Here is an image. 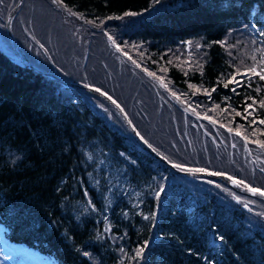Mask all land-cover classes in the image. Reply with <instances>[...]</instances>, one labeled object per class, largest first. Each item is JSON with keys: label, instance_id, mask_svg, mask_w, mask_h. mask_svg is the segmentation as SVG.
I'll return each instance as SVG.
<instances>
[{"label": "trees", "instance_id": "obj_1", "mask_svg": "<svg viewBox=\"0 0 264 264\" xmlns=\"http://www.w3.org/2000/svg\"><path fill=\"white\" fill-rule=\"evenodd\" d=\"M157 1L59 3L95 22L139 14L119 31L121 38L139 46L141 63L154 73L164 69L173 91L183 95L179 106L169 100L171 113L179 117L190 106L210 121L204 122L209 135L191 123L184 133L181 120L174 130L167 121L173 133L165 135L134 92L115 94L117 104L135 102L142 116L129 115L123 124L131 130L124 132L75 83L0 50V229L10 243L55 264H264V229L233 182L252 185L240 171L246 175L244 147L264 154V81L242 76L264 67V35L258 34L264 0H161L149 12ZM178 51L191 54V68L169 60ZM233 76L239 85L228 83ZM221 128L241 142L239 149L231 150Z\"/></svg>", "mask_w": 264, "mask_h": 264}, {"label": "rangeland", "instance_id": "obj_2", "mask_svg": "<svg viewBox=\"0 0 264 264\" xmlns=\"http://www.w3.org/2000/svg\"><path fill=\"white\" fill-rule=\"evenodd\" d=\"M165 1L159 0L153 3L149 12L162 6ZM139 16L130 13L95 22L84 20L57 0H0V50L14 61L27 62L37 70L75 83L88 96L90 102L105 114L109 122L121 126L123 122H129L127 120L129 115L136 118L138 116L142 120L139 111L134 110L133 106H136L134 101L129 108L128 100L120 99L121 104L113 103L116 93L119 96H125V93L130 96L134 92V96L140 94V98L145 99L146 104L142 109L159 129H161L159 123H163V128L167 129V121H170L174 130L181 120L184 122V133H189L188 125L191 123L196 128V132L201 127L203 134L209 135L204 122L210 123V121L203 115L202 117L198 115L195 110H191V107L185 103L187 109L181 110V116L177 117L175 112L171 113L173 106L169 100H173L171 102L179 106V102L184 101L183 95L173 91L164 69L154 73L141 63L139 46L128 44L121 38L119 31L122 27ZM250 30L253 34L259 32L253 26ZM258 34L261 35V31ZM117 41L122 44L119 45ZM173 58L181 62L184 70L191 68L190 53L187 52L185 57L181 52L179 55L172 54L169 60ZM244 73L246 72L242 74ZM133 85L137 88L129 90ZM97 88L100 89L99 92L95 91ZM190 110L194 117H191ZM146 113V118L149 119ZM123 125V131L130 132L131 128ZM166 129H164L165 135L173 133L170 128L168 131ZM221 129L228 134L231 150L239 149L241 142L236 140L229 130ZM151 135L159 140L162 146L167 144V140L161 135L155 132ZM217 138L219 141H224L222 137ZM221 146L225 148L224 144ZM249 149L244 147V151L248 154L243 159L246 175L240 168L241 175L244 182H252V185L248 186L258 183V189L264 191V154H259V148H254L255 152H250ZM246 186L241 184L243 192L247 194L243 200L244 207H250L255 212L258 216L255 217L256 222L264 229V207L261 206L260 209L257 207L264 202V196L251 193ZM255 196H260V199ZM40 257V260L33 258L35 264H54L51 259L41 255ZM0 264H31L24 253H12L5 248L1 231Z\"/></svg>", "mask_w": 264, "mask_h": 264}, {"label": "snow or ice", "instance_id": "obj_3", "mask_svg": "<svg viewBox=\"0 0 264 264\" xmlns=\"http://www.w3.org/2000/svg\"><path fill=\"white\" fill-rule=\"evenodd\" d=\"M57 2H59V0H57ZM261 35H264V32H261ZM262 61H264V57H262ZM248 73H252V75H254V76H258L259 79H260L261 81H264V67H261V68H260V71H257L256 67H250V68L247 70V72L244 73V75H247ZM150 75H154V74L150 73ZM228 83H235V84H238V85H239V84H240V81H237V80L235 79V76H233V77L231 78V80H229ZM228 83H226L224 86H225V87H228ZM95 91L99 92L100 89L97 88V89H95ZM213 91H215V89H213ZM232 91L235 92L236 89L233 88ZM102 95H107V93H102ZM173 95H175V93H173ZM108 98L111 99V97H108ZM113 103H115V101H113ZM247 107H248V108H251L252 106H251V105H248ZM260 107H261V108H264V100H261V101H260ZM236 114H237V115H241V113H239V112L236 113ZM248 115H251V112H248ZM244 118L247 119V116H245ZM259 123H260V124H264V119L260 120ZM236 134H237V135H240L239 132H237ZM260 146H261V147H264V142H261V145H260ZM174 167H177V168H180L181 170H184L183 167H182L181 165H179V164L174 165ZM200 171H202V170H200ZM212 175H220V173H212ZM228 179L232 180V177H228ZM233 182L236 183V184H243V181H233ZM246 187H247L248 191H250L251 193H253V194H259L260 196H264V191H262V190H260V189H258V188L251 187V186H246ZM237 199H239V198H237ZM89 203H91V201H89ZM245 206H246V205H245ZM93 207H94V206H93ZM147 218H148V217H145V219H147ZM106 230H107V229H106ZM220 239L222 240L223 237L221 236ZM143 252H144V247H141V248L137 249V250H136V257L142 258V254H143ZM84 254H85V255H88V253H84ZM136 257H134V258H136Z\"/></svg>", "mask_w": 264, "mask_h": 264}, {"label": "bare ground", "instance_id": "obj_4", "mask_svg": "<svg viewBox=\"0 0 264 264\" xmlns=\"http://www.w3.org/2000/svg\"><path fill=\"white\" fill-rule=\"evenodd\" d=\"M4 246L9 252L24 253L28 257V260L31 264H35L36 261L34 259H41V257L37 253L33 251H28L22 247L13 246V245L9 246L8 244H6V242H4Z\"/></svg>", "mask_w": 264, "mask_h": 264}]
</instances>
